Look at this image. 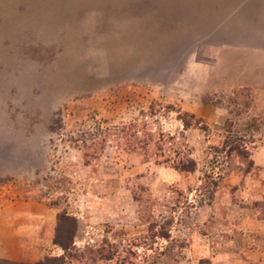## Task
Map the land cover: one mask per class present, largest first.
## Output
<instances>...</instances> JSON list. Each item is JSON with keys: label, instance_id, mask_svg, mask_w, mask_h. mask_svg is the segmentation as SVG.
Returning a JSON list of instances; mask_svg holds the SVG:
<instances>
[{"label": "rangeland", "instance_id": "1", "mask_svg": "<svg viewBox=\"0 0 264 264\" xmlns=\"http://www.w3.org/2000/svg\"><path fill=\"white\" fill-rule=\"evenodd\" d=\"M22 212L74 238L15 263L259 264L264 0H0V220Z\"/></svg>", "mask_w": 264, "mask_h": 264}, {"label": "crops", "instance_id": "2", "mask_svg": "<svg viewBox=\"0 0 264 264\" xmlns=\"http://www.w3.org/2000/svg\"><path fill=\"white\" fill-rule=\"evenodd\" d=\"M42 212L40 211L39 213ZM28 214V212H22L20 215L16 213L13 218L0 220V258L8 260H30L28 256L32 255L31 251L42 257L48 252L47 248H53L55 246L57 249V246L51 240L54 232L53 221H48L46 218L47 215L36 222H32ZM18 216L20 217L17 218ZM262 232H264V229H262ZM261 236L263 242L257 250L259 254L254 261H257L259 264H264V233ZM54 254H60V251ZM244 261L248 264L255 263L248 260V258Z\"/></svg>", "mask_w": 264, "mask_h": 264}, {"label": "trees", "instance_id": "3", "mask_svg": "<svg viewBox=\"0 0 264 264\" xmlns=\"http://www.w3.org/2000/svg\"><path fill=\"white\" fill-rule=\"evenodd\" d=\"M67 219L68 217L65 214H62L59 216L58 223L55 228L54 238H53V243L60 246L64 250L70 244L73 243V238H74V231L64 229L67 223ZM63 259L64 257L62 255L48 257L44 261H38L34 264H64ZM0 264H22V263H15L11 260L0 258ZM24 264H28V263H24Z\"/></svg>", "mask_w": 264, "mask_h": 264}]
</instances>
